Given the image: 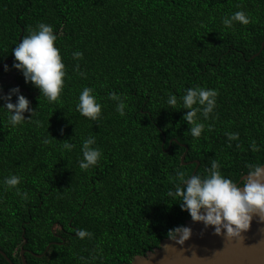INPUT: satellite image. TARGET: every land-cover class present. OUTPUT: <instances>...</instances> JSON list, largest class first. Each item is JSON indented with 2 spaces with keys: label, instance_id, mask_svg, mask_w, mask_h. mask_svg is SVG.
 Segmentation results:
<instances>
[{
  "label": "trees",
  "instance_id": "1",
  "mask_svg": "<svg viewBox=\"0 0 264 264\" xmlns=\"http://www.w3.org/2000/svg\"><path fill=\"white\" fill-rule=\"evenodd\" d=\"M236 11L249 23L225 25ZM40 23L65 65L58 99L25 83L13 61L0 72H14L0 95L18 87L33 110L13 126L0 100V249L13 263L21 246L26 264L130 263L190 217L168 195L177 172L187 179L197 165L205 177L215 161L237 183L264 163V0H0V65ZM84 87L101 104L96 120L76 109ZM188 88L217 92L207 118L196 113L199 137L184 119ZM89 137L101 155L82 169ZM12 175L16 186L4 183ZM0 264H10L2 254Z\"/></svg>",
  "mask_w": 264,
  "mask_h": 264
},
{
  "label": "clouds",
  "instance_id": "2",
  "mask_svg": "<svg viewBox=\"0 0 264 264\" xmlns=\"http://www.w3.org/2000/svg\"><path fill=\"white\" fill-rule=\"evenodd\" d=\"M234 21L247 24L249 18L243 11H236L225 18L223 23L231 26ZM56 38L51 25L40 23L35 29L30 30L27 36L22 37L11 50L13 56L11 67L20 71L25 83L31 82L50 102L58 99L65 77V65L59 49L54 46ZM81 55L80 52L73 53L76 58ZM3 69L7 72L9 66L4 64ZM92 92L93 89L89 87L81 90L76 109L81 115L96 120L101 104L97 102ZM13 95L16 97L15 102L12 101ZM110 95L112 99L118 101L117 110L123 115L124 103L118 96ZM216 95L214 89L188 88L181 97L183 107L188 109L184 119L193 124L190 128L193 137H199L204 127L202 123L196 122V113L200 111L207 118L215 106ZM0 100L4 101L2 108L7 110L9 122L13 126L26 119L25 111L29 113L33 111L29 108L30 101L20 94L18 87H13L7 94L0 95ZM167 103L175 106L176 96L170 95ZM237 135L231 133L229 138L236 139ZM47 142L45 140V143ZM93 143L94 138L89 137L81 145L82 159L79 166L82 169L95 165L101 155L98 148L91 147ZM63 147L71 149L73 145L65 142ZM217 168V163L213 161L207 170L208 175L202 177L193 174L187 179H184L183 172H177L182 183L174 191L169 190L168 195L179 202L181 210L187 211L194 222H201L205 227L211 226L214 234L239 235L248 229L254 213L264 217V165H249V171L242 177L240 184L222 176ZM19 180L20 177L12 175L6 177L4 183L16 186ZM77 235L84 238L91 233L80 229ZM190 236L191 229L184 225H177L167 231L168 241L177 245H183Z\"/></svg>",
  "mask_w": 264,
  "mask_h": 264
},
{
  "label": "water",
  "instance_id": "3",
  "mask_svg": "<svg viewBox=\"0 0 264 264\" xmlns=\"http://www.w3.org/2000/svg\"><path fill=\"white\" fill-rule=\"evenodd\" d=\"M263 45L264 41L259 50ZM12 61L13 56L5 60L0 65V72L4 70V64L9 65ZM164 141L165 137H163L162 144ZM170 142L171 140L169 145ZM184 155L183 153L181 156L182 161ZM196 169L197 165L192 175ZM244 175L240 177L237 184L242 182ZM183 225L191 229V236L183 245L170 243L166 237L159 242L158 246L147 250L142 255H135L130 263L125 264H264V217L259 214H253L248 229L239 235L214 234L211 226L205 227L201 222H194L191 217L186 219ZM25 242L24 238L23 243ZM48 248L49 245L46 246L44 252ZM24 253L25 250L21 246V264L27 263ZM0 254L10 264H15L1 249Z\"/></svg>",
  "mask_w": 264,
  "mask_h": 264
},
{
  "label": "rangeland",
  "instance_id": "4",
  "mask_svg": "<svg viewBox=\"0 0 264 264\" xmlns=\"http://www.w3.org/2000/svg\"><path fill=\"white\" fill-rule=\"evenodd\" d=\"M13 71H9L6 74H0V86H7L14 84L13 80ZM4 93H6V90H4Z\"/></svg>",
  "mask_w": 264,
  "mask_h": 264
}]
</instances>
